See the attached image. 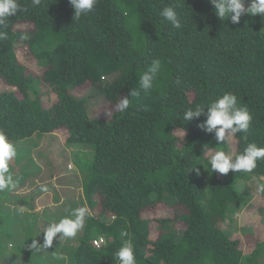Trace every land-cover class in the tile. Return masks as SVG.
Returning a JSON list of instances; mask_svg holds the SVG:
<instances>
[{
    "label": "trees",
    "instance_id": "obj_1",
    "mask_svg": "<svg viewBox=\"0 0 264 264\" xmlns=\"http://www.w3.org/2000/svg\"><path fill=\"white\" fill-rule=\"evenodd\" d=\"M250 2L244 0L245 8ZM19 3L24 11L10 17L8 39L0 41V129L10 141L53 133L52 142L63 135L65 144L78 146L69 181L81 183V196L64 199L50 219L55 207L42 214L33 207L44 192L17 198L29 212L16 208L6 217L9 211L0 210V233L12 225L18 237L25 236L18 248H7V240L0 245V264H119L115 252L127 239L125 231L136 264H264L262 230L253 234H260L254 247L243 251L222 228L225 220L233 223L230 206H246L253 198L264 159L251 173L213 172L210 155L231 149L217 143L215 130L198 126L207 119L209 101L231 92L252 116L247 133L231 137L232 156L246 146L245 135L264 147V17L245 13L236 24L221 21L210 0H97L88 15L73 21L69 0ZM166 6L176 7L179 29L160 16ZM20 56L32 57L40 68ZM155 60L160 69L152 89L130 97ZM79 88L88 91L77 95ZM125 97L131 100L126 111L95 113L93 103L115 106ZM197 104L204 113L185 121V110ZM53 194L56 200L61 195L56 189ZM160 204L163 212L155 209ZM79 207L89 216L76 237L59 241L58 234L51 248L28 249L34 238L43 243L48 222ZM147 212L158 216L147 218ZM258 212L264 215V205ZM4 219L11 220L4 221L7 226ZM249 225L231 231L251 233ZM17 255L25 259L15 261Z\"/></svg>",
    "mask_w": 264,
    "mask_h": 264
},
{
    "label": "clouds",
    "instance_id": "obj_2",
    "mask_svg": "<svg viewBox=\"0 0 264 264\" xmlns=\"http://www.w3.org/2000/svg\"><path fill=\"white\" fill-rule=\"evenodd\" d=\"M34 7L39 6L42 0H31ZM74 9L73 21H79L83 16L88 15L93 9L97 0H69ZM214 6L215 15L221 20L230 19L233 24L239 22L241 16L248 13L252 16L259 14L264 17V0H251L250 5L245 8L244 0H210ZM24 11L19 0H0V41L8 39V28L10 17L15 16L18 12ZM160 16L171 25L172 28L181 27L180 18L175 6H166L160 11ZM26 38V37H25ZM160 69V62L155 60L150 68L139 77V88L130 92V97H139L141 91L148 93L153 87V80ZM131 100L128 97L119 99L115 103L116 112H124L130 106ZM205 106L197 104L189 107L183 114L185 121H191L199 118L204 113ZM207 119L203 124L198 125L211 133L215 130L217 143L228 142V139L236 133H247L252 116L246 106H238L237 96L231 92H226L222 96L209 101L207 105ZM227 133V136H226ZM246 146L243 150L233 157L223 150H217L210 155L208 163L213 172L221 174L245 172L251 173L257 167V161L264 159V147L257 146L254 142H247V136H243ZM210 150L205 146V155H209ZM17 156L16 146L8 139L3 129H0V192H11L17 188V181L9 173V163ZM46 186H41V191L46 192ZM255 192L264 194V178L257 180L255 183ZM23 211V208L20 209ZM89 216V210L86 207H79L72 211L70 216L61 218L58 222L50 221L44 227L43 243L37 239H32L27 245L28 249L37 253L52 247L54 239L59 241L77 236L85 225L86 217ZM122 245L115 252V259L119 264H136L134 255L133 239L128 232H122ZM98 240V239H97ZM103 240L101 238L100 243ZM96 243V242H95ZM99 243V244H100Z\"/></svg>",
    "mask_w": 264,
    "mask_h": 264
},
{
    "label": "rangeland",
    "instance_id": "obj_3",
    "mask_svg": "<svg viewBox=\"0 0 264 264\" xmlns=\"http://www.w3.org/2000/svg\"><path fill=\"white\" fill-rule=\"evenodd\" d=\"M25 27L26 26H24V28ZM24 50L25 46H23V49L20 52L23 53ZM20 52L19 54H21ZM21 59L23 60L24 64L34 70L40 68V65L37 63V61L30 56L28 58L23 56ZM87 91L88 89L83 90L79 88L75 89L74 93L77 95H85ZM42 98L46 100L47 97L43 96ZM54 101L55 98L49 99V103H53ZM94 104L98 105L95 113L98 112L100 115L103 114L104 116L111 113L115 109V106L109 102L93 103V105ZM51 134L37 133L22 140L11 141L16 146L17 156L9 163V173L12 174L14 180L17 181V188L11 192H0V210L4 212L5 210L9 211L5 213L8 214L6 217L15 215L17 211H14V209L22 208L20 205L21 203L17 202L18 197L25 196L29 199L33 198L36 194L44 192L41 191V185L43 186V184H46L48 190L44 192L46 194L40 195V198H38L37 201H34L33 207L34 210H36L35 212H38L39 214L43 213L44 207L46 206H50L52 210L55 207L51 212L49 219L52 218L54 213H56L59 206L66 203L64 199L68 201L73 197L81 196V183H79V181L76 183L69 181V177L72 174V169L74 170L73 162L76 160V155L74 153H77L76 150L79 149V147L74 145L68 146L65 144L63 141V135L62 138L60 137V139L54 137V142H52ZM227 143L231 149L230 154L232 155L234 151V143L231 137L228 139ZM80 152V155L83 154L85 159L90 158L89 150L81 149ZM239 187L242 188L243 183H241ZM54 189L61 193V195L58 196V200L54 198ZM67 189H70L69 195H65L64 190ZM9 193L13 198L12 200H8L11 198L9 197ZM6 194H8V196ZM263 205L264 197L255 193L248 205H232L228 209V217H231L233 223L229 224L227 220H225L222 223V228L225 229L226 232H228L232 237L239 239V248L243 251L250 250L254 247V245L251 246V244L254 242V236H260V234L253 235L255 232L262 230V233L264 234V215H261V213L258 212L259 208ZM165 207V205L162 206V204H160L156 206L155 209H160L161 212H163ZM23 210H27L29 212L28 208L24 207ZM1 214L4 213H0V215ZM44 214L46 216L49 215V213ZM157 216V212H155V214L154 212L145 213V217L147 218H157ZM7 220L8 219L2 220V223H4L6 226L7 224L4 221ZM150 224H152L151 221ZM246 224H250L249 226L251 227V233L240 234L236 230L231 231L241 225ZM12 227L14 226L11 225L4 233H0V245L2 247L4 241L7 240V248L10 249L13 244L14 247L16 246V248H18L21 244V241H23L25 238V236L22 237V235L18 237L17 234H15L16 230ZM178 227H182V224L179 223ZM15 259V261H18L19 259L23 260L25 259V256L17 255Z\"/></svg>",
    "mask_w": 264,
    "mask_h": 264
},
{
    "label": "built area",
    "instance_id": "obj_4",
    "mask_svg": "<svg viewBox=\"0 0 264 264\" xmlns=\"http://www.w3.org/2000/svg\"><path fill=\"white\" fill-rule=\"evenodd\" d=\"M100 241H101V239H98L96 243H97V244H99V243H100Z\"/></svg>",
    "mask_w": 264,
    "mask_h": 264
}]
</instances>
